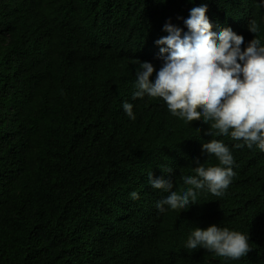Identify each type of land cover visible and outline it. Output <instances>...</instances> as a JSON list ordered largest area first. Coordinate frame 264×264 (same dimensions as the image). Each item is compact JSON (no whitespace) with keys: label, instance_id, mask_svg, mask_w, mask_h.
Instances as JSON below:
<instances>
[{"label":"trees","instance_id":"obj_1","mask_svg":"<svg viewBox=\"0 0 264 264\" xmlns=\"http://www.w3.org/2000/svg\"><path fill=\"white\" fill-rule=\"evenodd\" d=\"M198 2L0 0V264H124L117 239L130 230L139 173L175 185L180 175L163 148L197 152L183 143L193 125L166 115L156 101H142L135 108L141 120L126 130L121 105L129 87L120 80L129 73L116 69L115 56L96 54L92 43L110 22L117 29L125 21L132 28L150 23L155 33L183 7L189 18ZM82 39L88 45L80 61L65 57ZM123 46L125 58L138 54L128 40ZM160 124L157 138L150 131ZM206 125L211 121L201 117L200 134ZM221 137L248 148L230 133ZM235 160L251 169L234 172L229 189L264 220V152L248 148ZM173 264L221 262L174 256Z\"/></svg>","mask_w":264,"mask_h":264},{"label":"clouds","instance_id":"obj_2","mask_svg":"<svg viewBox=\"0 0 264 264\" xmlns=\"http://www.w3.org/2000/svg\"><path fill=\"white\" fill-rule=\"evenodd\" d=\"M198 1L201 6L192 8L189 18L183 7L155 33L148 32L150 23L132 28L125 21L117 29L110 22L97 30L92 43L96 54L115 56L116 69L129 73L120 80L121 87H129L121 105L126 130L133 131V123L141 120L142 112L135 108L142 101H156L166 115L193 125L183 143L197 152L193 157L183 149L163 148L180 175L175 185L150 171L139 173L138 186L130 193V230L117 239L123 245L124 264H173L174 256L264 264V220L246 197L229 189L239 168L251 169L236 167L235 158L248 148L257 156L264 152V28L250 20L251 0ZM213 13H225L228 20L211 18ZM217 23L227 28L212 31ZM239 29L247 33L243 50L244 37L233 31ZM125 39L138 49L136 56L125 58ZM86 45L82 39L65 57L80 61ZM142 49H147L150 60H138ZM157 58L164 63L153 82ZM201 117L205 124L211 121L207 135H214L202 147ZM229 133L248 148L221 137ZM150 134L163 135L162 124ZM217 160L220 166H214Z\"/></svg>","mask_w":264,"mask_h":264},{"label":"rangeland","instance_id":"obj_3","mask_svg":"<svg viewBox=\"0 0 264 264\" xmlns=\"http://www.w3.org/2000/svg\"><path fill=\"white\" fill-rule=\"evenodd\" d=\"M262 15H264V0H251L250 20H251V22L254 20L256 22V24H260L264 28V20H262L263 19ZM214 16H216L218 19L225 18L226 20H228V18H226L227 15L225 13H219L218 15H215L213 13L211 18H214ZM135 90H136V88H135ZM142 99H146V97L144 96L142 98H136V100H142ZM196 129L198 130V125H197ZM209 130H210V127L205 129L204 133L202 134V136L199 139L200 144L198 146L202 147L204 142H209L210 140L214 139V135H207V132H209ZM171 133H174V131H172Z\"/></svg>","mask_w":264,"mask_h":264},{"label":"bare ground","instance_id":"obj_4","mask_svg":"<svg viewBox=\"0 0 264 264\" xmlns=\"http://www.w3.org/2000/svg\"><path fill=\"white\" fill-rule=\"evenodd\" d=\"M224 28H227L224 24L222 23H217L215 25L212 26V31L219 33L221 30H223ZM236 34L238 35H242L244 37V44L241 46L242 50L244 48L247 47V43H246V38H247V33L245 30L243 29H239V30H233ZM143 52H145V54H143ZM155 56H162L160 54H155ZM160 59L162 58H157L155 61V66H154V72L150 77V80H152L154 82L155 77H156V73L159 71V69L162 67L164 61H161ZM139 61H144V60H150V54L148 53L147 49H142L141 53L139 54L138 57Z\"/></svg>","mask_w":264,"mask_h":264}]
</instances>
